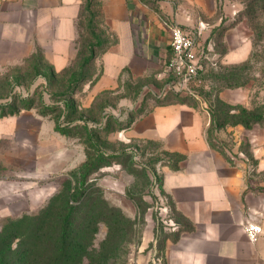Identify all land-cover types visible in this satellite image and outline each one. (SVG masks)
<instances>
[{
    "label": "crops",
    "instance_id": "crops-1",
    "mask_svg": "<svg viewBox=\"0 0 264 264\" xmlns=\"http://www.w3.org/2000/svg\"><path fill=\"white\" fill-rule=\"evenodd\" d=\"M97 1L103 8L100 23L110 36L99 52L86 38L90 18L85 9L94 0H0V65L33 63V70L42 73L49 66L64 81L62 87L83 89L85 108L99 105L100 115L90 118L95 121L134 103L137 93L130 92V86L154 89L155 97L167 102L149 107L131 130L139 138L158 140L166 150L185 153L178 169L163 167L162 185L174 215L191 225L166 244L160 254L163 264H264V223L255 213L260 199L249 188L253 184L241 164L212 144L209 111L170 100L171 91L178 92L168 88L172 78L166 63L173 51L162 18H173L188 29L200 27V41L215 46L220 31L226 36L233 32L226 27L232 20L228 7L222 0ZM236 40L221 54L226 63L251 56V43L238 35ZM104 96L113 100L100 106ZM72 140L75 136L58 131L52 116L36 107L0 114V217L15 209L30 212L29 197L23 195L30 185H55L57 193L66 178L73 179L87 152L84 147L82 157ZM253 152L264 175V147L255 144ZM12 168L19 176L8 175ZM250 223L262 226L256 242L246 230ZM153 254H139L137 264H149Z\"/></svg>",
    "mask_w": 264,
    "mask_h": 264
},
{
    "label": "rangeland",
    "instance_id": "rangeland-1",
    "mask_svg": "<svg viewBox=\"0 0 264 264\" xmlns=\"http://www.w3.org/2000/svg\"><path fill=\"white\" fill-rule=\"evenodd\" d=\"M222 1L232 19L226 27L234 30L227 36L223 31L216 36V64L209 63L207 71L191 84L196 96L180 95L204 107L210 116H216L208 127V136L230 160L241 164L250 185L253 184L250 190L260 199L255 213L261 215L258 221L264 223V186L259 184L264 175L258 169L253 152L255 144L264 147V0ZM96 4L98 1L94 0L85 9L90 18L86 38L90 48L97 45L99 52L110 36L100 23L104 19L103 8ZM236 35L240 41L251 43V56L243 62L226 63L221 54L228 45L236 44ZM34 67L33 63L0 65V114L27 106L51 114L56 126L71 129L76 135V140L71 142L82 157L84 147H90L91 162L73 171L70 183L62 182L61 193H56L57 187L48 183L30 185V190L22 193L29 197L32 208L27 207L29 213H40L44 209L52 220H59L73 203L72 189L81 186L87 175L86 182L91 189L86 195L91 204L85 205L88 198L83 197L81 203L75 205L72 228L86 229L82 228L85 226L82 220H87L84 209L89 210L91 219L96 222L94 226L88 225L96 249L92 264H137L139 254L159 253L169 241L175 240L179 230L190 229L184 217L174 215L170 196L162 185L163 167H179L185 153L166 150L158 140L139 138L131 130L132 121L155 104L154 89L130 86L129 91L137 93L136 101L116 107L108 112L106 119L95 121L90 118L100 115V107L96 104L91 110L84 107L82 88H64L61 86L64 81L49 69L42 73L33 70ZM231 74L235 75L234 81ZM110 99L100 97V106ZM235 121L243 124L228 125ZM220 126H224L221 135L218 134ZM18 174L13 168L8 173ZM19 182L16 179V186ZM21 215L15 209L8 218ZM54 224L60 225L57 221ZM48 225L45 230L50 236L55 225Z\"/></svg>",
    "mask_w": 264,
    "mask_h": 264
},
{
    "label": "trees",
    "instance_id": "trees-1",
    "mask_svg": "<svg viewBox=\"0 0 264 264\" xmlns=\"http://www.w3.org/2000/svg\"><path fill=\"white\" fill-rule=\"evenodd\" d=\"M48 69L53 73L52 69L49 66ZM234 77L235 75H232L231 77L233 81H234ZM170 100H176V101L192 104L188 100L187 96H181L180 93H175L173 91H171L170 93ZM163 102H167V100L155 97V103L161 104ZM192 105H196V104H192ZM31 107H35V106H27L22 108H31ZM20 109L21 108H18L17 110H13L10 112H4L1 113V115L16 113ZM145 112L143 111L142 114H144ZM232 112H235V110ZM41 113L44 115H51L44 112ZM142 114H140V116ZM211 118L213 123V121L216 119V116L211 115ZM240 123L243 124L241 121H235L232 124H228V125H237ZM87 125L88 124H86V126ZM222 127L224 126H220L219 129H221ZM89 128H94V127H89ZM57 130L69 136H76L71 132V129L68 128L60 129L57 126ZM89 149L90 147L87 146L86 147L87 160L83 163L84 166L89 165L91 162V158H90L91 155ZM185 157L186 156L181 157L180 160L182 161ZM178 168L179 167H176L174 169H178ZM2 170L3 168L2 165L0 164V172ZM86 177L87 175L84 176L81 182V186L72 189L73 203L70 204L67 213H65L59 220H55L57 221V223H60L59 227H57L54 224L55 221L49 217L50 213L48 212V210H44V209L40 211V213H36V214L25 213L18 218H8L10 216L0 217L2 218V222L0 223V264H20V263L21 264H92L93 263V252L96 249L95 246L93 245L94 235H92V232H90L88 225L90 224L94 226L96 222H94V220L91 219L92 214L88 213L90 211L84 209L87 220L86 221L82 220V224L85 225L82 228L86 227V229L79 230L77 226H74V228H72L73 215L76 209L75 205L81 203L83 197L88 198V201L86 202L85 205H87L88 203L91 204L89 201V197L86 195V192L90 191L91 189L86 182L87 180ZM65 181L70 183L69 178H66L64 182ZM63 190L64 189L62 186L59 192L57 193H61ZM48 218L51 221H49ZM47 223L49 224L48 226L50 227L55 225L53 232L51 233L50 236L47 234L45 230ZM179 231L176 233L175 240L179 236L180 233ZM85 238H88L87 242L84 241ZM162 252L163 250L160 249L159 254H162Z\"/></svg>",
    "mask_w": 264,
    "mask_h": 264
},
{
    "label": "built area",
    "instance_id": "built-area-1",
    "mask_svg": "<svg viewBox=\"0 0 264 264\" xmlns=\"http://www.w3.org/2000/svg\"><path fill=\"white\" fill-rule=\"evenodd\" d=\"M162 22L171 33L173 51L172 58L166 63L172 78L168 88L180 94L195 95L191 84L207 71L209 63L216 64L214 44L200 41V27L188 29L173 18H162ZM246 230L250 240L256 242L262 226L250 223ZM149 264H163L162 256L155 251Z\"/></svg>",
    "mask_w": 264,
    "mask_h": 264
}]
</instances>
